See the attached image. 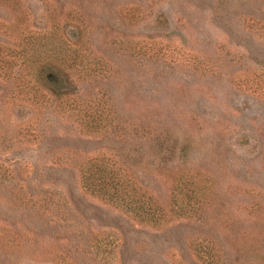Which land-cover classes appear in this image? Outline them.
<instances>
[{"label": "rangeland", "instance_id": "374dc122", "mask_svg": "<svg viewBox=\"0 0 264 264\" xmlns=\"http://www.w3.org/2000/svg\"><path fill=\"white\" fill-rule=\"evenodd\" d=\"M212 256L264 264V0H0V264Z\"/></svg>", "mask_w": 264, "mask_h": 264}, {"label": "trees", "instance_id": "16d2710c", "mask_svg": "<svg viewBox=\"0 0 264 264\" xmlns=\"http://www.w3.org/2000/svg\"><path fill=\"white\" fill-rule=\"evenodd\" d=\"M38 74L40 72L37 71L36 75ZM97 162L98 159L89 162L83 171V184L86 188H91L93 192L103 194L106 200L129 209L142 223L156 225L163 220L165 212L151 196H146L144 203H141L136 193L133 192L131 180L103 174L104 170L96 169L95 163ZM98 171L99 175L96 177ZM211 258L213 260L211 264H216L217 256Z\"/></svg>", "mask_w": 264, "mask_h": 264}]
</instances>
